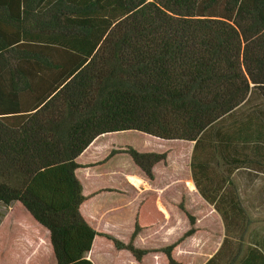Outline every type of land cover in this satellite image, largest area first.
Listing matches in <instances>:
<instances>
[{
    "label": "trees",
    "instance_id": "16d2710c",
    "mask_svg": "<svg viewBox=\"0 0 264 264\" xmlns=\"http://www.w3.org/2000/svg\"><path fill=\"white\" fill-rule=\"evenodd\" d=\"M131 131L193 143L200 197L226 234L246 225L230 177L264 174V0H0V205L19 204L47 233L55 264H92L96 238L138 264L151 253L176 264L172 252L196 232L185 213L190 229L175 243L134 247L164 220L155 194L127 244L82 216L78 159L97 138ZM121 154L149 182L167 160L130 147L104 160Z\"/></svg>",
    "mask_w": 264,
    "mask_h": 264
},
{
    "label": "rangeland",
    "instance_id": "374dc122",
    "mask_svg": "<svg viewBox=\"0 0 264 264\" xmlns=\"http://www.w3.org/2000/svg\"><path fill=\"white\" fill-rule=\"evenodd\" d=\"M126 147L138 152L165 153L167 155L165 164H157L156 171L153 168L154 181L150 182L152 183L150 190L157 192L159 207L162 203L164 207L174 208L180 215H184L186 224H188L185 229L187 232L190 225L185 213L197 217L199 213H207L209 210L205 209L209 204L207 205L200 197L191 179L189 165L193 143L162 141L133 131L97 138L78 159L83 168L77 171V176L82 184L83 196L86 198L81 208L83 215L90 214V226L102 233V230L107 231L108 229L110 233L106 234L112 237L115 236L114 231H120L124 235L128 230V223L121 216L122 211L114 213V216H110L106 211L102 212L103 208L115 211L122 208L129 200L126 206L137 200V196L127 187L128 178L140 179L144 176L141 175L130 158L121 154L115 155L107 161L104 160L111 150ZM222 171L223 168L217 167L216 172L219 176L224 175ZM247 173L255 174L252 171L239 169L230 177L233 183L231 190L239 198L246 216V225L242 219L238 226H229L227 230L228 232L230 230L237 232L234 235V243L243 238L244 246L254 241L262 249L263 246L260 245L264 243V174L258 173L251 180H247L245 177ZM188 182H192L194 191H190ZM180 206L184 211H181ZM173 216L172 221L176 219V214ZM22 231L23 234H28L23 237ZM143 236V240L148 241L146 243L140 241L141 246L134 245V247L150 248L160 245L159 240H155L159 237L157 232L156 234L147 233ZM128 237L125 238L124 244L128 243ZM96 239L97 242H101L97 243L95 251L99 252L97 256H100V260L104 264L129 263L128 258L124 257L125 254L117 252V250L115 252L110 242L100 238ZM0 264H55L45 232L29 219L27 213L17 203L12 204L10 208L0 205ZM141 264H165V261L160 258L158 253H151Z\"/></svg>",
    "mask_w": 264,
    "mask_h": 264
},
{
    "label": "crops",
    "instance_id": "0c3cea01",
    "mask_svg": "<svg viewBox=\"0 0 264 264\" xmlns=\"http://www.w3.org/2000/svg\"><path fill=\"white\" fill-rule=\"evenodd\" d=\"M157 167H158L157 165L154 167V171H156ZM135 179H137L140 182V184L137 186L133 185L129 181L127 182V187L130 188L132 192L137 196V200L133 204L130 203L128 206H126V204L130 201L129 200L125 205L122 206V208H119L118 210H115V211L114 210L109 211V209L103 208L102 212L104 213L106 211V213H108L110 216L111 215L114 216L113 215L114 213L122 211L121 216L123 220L126 223H128V230L125 231V234H124L125 237L123 238L124 235H122L120 231H117V232L114 231L115 233L114 237L123 243L125 241V238H127V236L130 237L133 231L134 217H135L138 205L144 198L148 197L151 194H155L157 197L156 198L157 209L163 214L164 220L159 226L141 232L134 240V245L138 247L141 246L140 241H143L144 243L148 241V240H143L144 234H147V233L156 234V232L159 234V237L155 238V240L158 239L159 240L158 243H160V245L159 246L156 245L150 248L145 247V248H140V249L158 250L163 247L172 245L185 232L186 226H188V224H186V218L184 217V215H180V213L174 208L164 207L161 202H160L161 204L159 207L157 204L158 202L157 199L159 197L157 192L150 190V185H152V183H150L144 177L140 179L139 178H135ZM143 185L147 187H144ZM140 186H142L143 189L139 188ZM190 189H192L190 191L195 190L193 188H190ZM208 207H205L206 210L209 209L207 213L201 211L202 213H199L197 217L191 215L193 218L194 217L196 218V219L194 218V229H196V232L189 238H186L184 241H182L174 249V251L172 252V259L174 260V262L176 264H208V262L210 261H212L211 264H264L263 259L262 258L259 259L257 255L252 254L253 252L249 249L250 247H252L258 251L264 250L263 249L264 243L261 244V246H263L262 249L258 246V243L254 241L251 242V244L244 246L243 238H240V241H238L237 243L236 242L234 243L233 242V240H235L234 235L237 232H235V230H230L229 231L230 234L228 231L226 234V230L224 228L222 220L220 219V216L214 211L212 206L208 205ZM197 211H200V210H197ZM80 212L82 216L84 217V219L89 224H91L90 216H89L90 214L86 213V215H83L82 208L80 209ZM174 214H176V219L172 221ZM29 219L31 218L29 217ZM126 219H128V221H126ZM31 221L35 224V222L32 219ZM102 231L105 234L110 233L108 229L107 231H104V230ZM22 234H23V231H22ZM26 234H23V237H25ZM45 237H46L47 244L49 246L48 235L46 232H45ZM224 240H227V241L224 242ZM149 241H153V240H149ZM98 242H101V241H98ZM98 242H97V239L94 240L92 248L86 256V258L92 264H104L100 260V256H97V253L99 252L95 251L96 249L95 246L97 245ZM119 252H122L125 254L124 257L128 258V261H129L128 264H138L133 260V258L130 256L128 252L126 251H119ZM159 255H160V258H162V260L165 261V264H167L165 257L162 254H159ZM145 258H143L139 264L143 263L145 261Z\"/></svg>",
    "mask_w": 264,
    "mask_h": 264
},
{
    "label": "bare ground",
    "instance_id": "6f19581e",
    "mask_svg": "<svg viewBox=\"0 0 264 264\" xmlns=\"http://www.w3.org/2000/svg\"><path fill=\"white\" fill-rule=\"evenodd\" d=\"M128 180L135 186L140 184V182L137 179H135V178H128ZM188 186L190 188H193V184L191 182H188Z\"/></svg>",
    "mask_w": 264,
    "mask_h": 264
}]
</instances>
